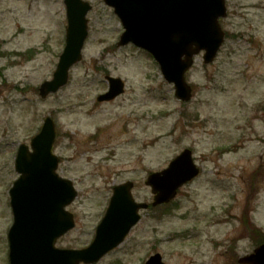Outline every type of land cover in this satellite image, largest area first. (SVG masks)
<instances>
[{
  "label": "rangeland",
  "instance_id": "374dc122",
  "mask_svg": "<svg viewBox=\"0 0 264 264\" xmlns=\"http://www.w3.org/2000/svg\"><path fill=\"white\" fill-rule=\"evenodd\" d=\"M85 1L92 9L82 60L67 86L42 100L38 88L64 47L63 0H0V264H8L17 148L46 117L55 125L57 173L77 191L67 208L75 227L57 248L93 240L118 184L132 182L134 199L151 203L146 177L189 149L200 175L167 207L142 212L126 241L97 264H144L154 253L165 264H238L255 248V231L264 235V0H227L226 40L212 64L195 58L187 103L148 53L116 46L123 29L113 10ZM106 76L120 78L125 92L98 102Z\"/></svg>",
  "mask_w": 264,
  "mask_h": 264
},
{
  "label": "water",
  "instance_id": "95a60500",
  "mask_svg": "<svg viewBox=\"0 0 264 264\" xmlns=\"http://www.w3.org/2000/svg\"><path fill=\"white\" fill-rule=\"evenodd\" d=\"M114 9L124 32L118 46L132 43L149 52L158 64L164 80L174 85L175 97L188 102L191 88L185 73L193 58L204 52V64L213 62L224 33L219 18L225 17L221 0H104ZM67 17L65 46L50 81L39 88L42 99L67 85L70 69L82 59L88 35L86 15L91 6L82 0H64ZM109 91L98 101H110L121 95L124 84L107 77ZM54 124L46 118L40 133L18 148L15 171L19 178L10 189L13 225L8 232L9 264H95L118 246L134 226L138 212L147 208L131 195L132 184L113 189L106 215L98 225L93 242L81 250H59L56 240L74 227L65 208L77 196L72 183L56 174L58 159L52 154ZM199 170L189 150L183 151L161 172L148 176L145 184L154 196L153 206L171 201L177 190L195 178ZM241 264H264V245L239 260ZM146 264H163L155 255Z\"/></svg>",
  "mask_w": 264,
  "mask_h": 264
},
{
  "label": "flooded vegetation",
  "instance_id": "af4514ba",
  "mask_svg": "<svg viewBox=\"0 0 264 264\" xmlns=\"http://www.w3.org/2000/svg\"><path fill=\"white\" fill-rule=\"evenodd\" d=\"M226 6H227V0H226ZM20 57L22 58V56H20ZM148 214H149L150 217H152V218H154V219L157 217V213H148ZM165 214H166V213H162L161 216H164ZM142 219H143V217L140 218L139 223L142 221ZM139 223H138V224H139ZM154 254H155V253H154Z\"/></svg>",
  "mask_w": 264,
  "mask_h": 264
}]
</instances>
